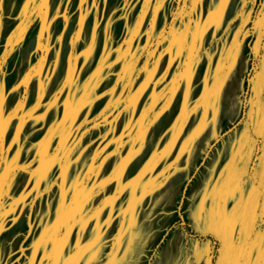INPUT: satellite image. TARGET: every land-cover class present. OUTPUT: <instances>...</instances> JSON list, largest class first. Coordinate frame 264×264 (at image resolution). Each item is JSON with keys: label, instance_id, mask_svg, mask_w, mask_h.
I'll use <instances>...</instances> for the list:
<instances>
[{"label": "crops", "instance_id": "crops-1", "mask_svg": "<svg viewBox=\"0 0 264 264\" xmlns=\"http://www.w3.org/2000/svg\"><path fill=\"white\" fill-rule=\"evenodd\" d=\"M147 29L145 86L132 90L128 119L113 122L149 123L148 135L100 167L95 201L70 208L72 217L101 207L100 221L84 232L83 255L97 253L98 264H264V231L252 227L264 206V0H195L194 8L150 0ZM41 110H21L33 111L29 122L3 121L9 159L32 170L10 183L18 197L6 216L11 239L42 237L43 212L31 192L56 141L46 137L44 127L55 123H43Z\"/></svg>", "mask_w": 264, "mask_h": 264}, {"label": "rangeland", "instance_id": "rangeland-1", "mask_svg": "<svg viewBox=\"0 0 264 264\" xmlns=\"http://www.w3.org/2000/svg\"><path fill=\"white\" fill-rule=\"evenodd\" d=\"M184 1L194 8L195 0ZM149 12L150 0H0V264H98L97 253L84 257L82 238L90 222L100 221L101 207L81 208L72 217L70 208L95 201L100 167L115 150L137 139L141 145L148 135L149 123L113 121L128 119L124 109L135 98L132 90L145 83ZM34 105L43 109V123H55L44 132L56 143L45 149L31 192L43 212L42 237L28 241L5 234L18 198L9 188L32 170L9 159L11 128L3 121L29 122L33 111L21 110ZM86 155L94 160L91 177ZM89 177L92 185L85 186ZM113 196L101 205H111ZM61 226L66 230L56 238Z\"/></svg>", "mask_w": 264, "mask_h": 264}, {"label": "snow or ice", "instance_id": "snow-or-ice-1", "mask_svg": "<svg viewBox=\"0 0 264 264\" xmlns=\"http://www.w3.org/2000/svg\"><path fill=\"white\" fill-rule=\"evenodd\" d=\"M257 214L254 215L252 220V227L255 228L257 226L261 227L262 231H264V206H258L257 208ZM236 229H240V225H236ZM241 234H243L241 232ZM235 240V238H234Z\"/></svg>", "mask_w": 264, "mask_h": 264}]
</instances>
